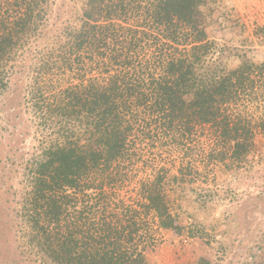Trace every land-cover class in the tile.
Masks as SVG:
<instances>
[{"label":"trees","instance_id":"trees-1","mask_svg":"<svg viewBox=\"0 0 264 264\" xmlns=\"http://www.w3.org/2000/svg\"><path fill=\"white\" fill-rule=\"evenodd\" d=\"M216 3L0 0V129L17 120L39 146L0 155V196L10 174L19 184L11 205L0 200V264H145L159 229L193 236L170 186L188 189L213 156L262 163L264 58L209 38ZM203 124L217 147L200 158ZM198 191L216 205L214 189ZM255 246L251 264H264V233Z\"/></svg>","mask_w":264,"mask_h":264},{"label":"rangeland","instance_id":"rangeland-1","mask_svg":"<svg viewBox=\"0 0 264 264\" xmlns=\"http://www.w3.org/2000/svg\"><path fill=\"white\" fill-rule=\"evenodd\" d=\"M206 30L210 39L227 48L224 53L236 51L261 60L264 58V0H217ZM1 125L0 155L7 152L18 162L21 153L27 158L36 153L39 146L33 128L25 131L14 119ZM213 135L214 130L208 124L200 125L192 134L204 154L200 158L217 147ZM255 141L264 156V131L256 130ZM164 148L157 150L159 154L151 148L147 156L156 153L154 158L159 164L169 162ZM216 159L213 156L198 162L200 168V163H205L206 169L194 175L195 180L187 184L188 189L168 188L170 203L179 211L178 221L191 228L193 236L179 234L175 229H159L144 249L145 264H197L200 257L207 260L205 264H242L246 260L251 264L256 259L253 252H260L253 246L264 233V160L258 163L259 156L254 152L252 160L249 159L252 165L242 163L243 167L237 169L228 156ZM9 176L8 189L0 196L5 206L11 205L13 192L18 196L15 173ZM193 187L197 192L191 190ZM201 187L214 189L212 195L217 203L210 209V204L201 205L196 201ZM130 191L128 186L121 194L126 196Z\"/></svg>","mask_w":264,"mask_h":264}]
</instances>
